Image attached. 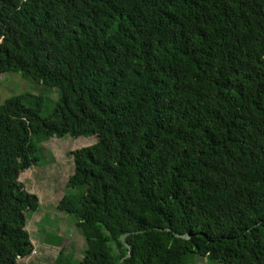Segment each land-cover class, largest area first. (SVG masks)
<instances>
[{
    "label": "trees",
    "instance_id": "obj_1",
    "mask_svg": "<svg viewBox=\"0 0 264 264\" xmlns=\"http://www.w3.org/2000/svg\"><path fill=\"white\" fill-rule=\"evenodd\" d=\"M10 73L59 99L44 118L40 96L0 104V264L34 252V136L66 135L103 142L71 153L57 206L75 264H120L127 233L123 264H264V0H0Z\"/></svg>",
    "mask_w": 264,
    "mask_h": 264
},
{
    "label": "rangeland",
    "instance_id": "obj_2",
    "mask_svg": "<svg viewBox=\"0 0 264 264\" xmlns=\"http://www.w3.org/2000/svg\"><path fill=\"white\" fill-rule=\"evenodd\" d=\"M0 85V104L24 93L40 96L42 118L49 114L59 99L57 89L42 87L14 73L1 75ZM94 136H34L36 139L40 138L39 161L37 165L22 172L19 178L27 191L39 199L38 210L26 214V229L30 233L34 252L30 257L18 260L16 264H58L57 259L62 250L70 263L75 264L83 259L86 243L77 230L75 218L59 210L57 206L69 191L68 179L74 173L71 153L83 146H98L100 142ZM74 191L71 189L70 193ZM81 192L83 190H76L73 194L80 195ZM184 264L222 263L189 253Z\"/></svg>",
    "mask_w": 264,
    "mask_h": 264
},
{
    "label": "water",
    "instance_id": "obj_3",
    "mask_svg": "<svg viewBox=\"0 0 264 264\" xmlns=\"http://www.w3.org/2000/svg\"><path fill=\"white\" fill-rule=\"evenodd\" d=\"M132 233H127V234H124L121 236V242H122V245L129 250V255L127 256V258H125L124 260L121 261L120 264H123V262L126 260V259H129L131 257V247L129 246V243L127 242V238L131 235ZM176 237L178 238H182V239H190V235H178V234H175Z\"/></svg>",
    "mask_w": 264,
    "mask_h": 264
}]
</instances>
